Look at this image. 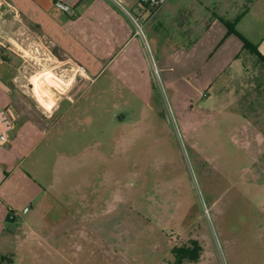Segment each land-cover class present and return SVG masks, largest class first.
<instances>
[{
    "label": "rangeland",
    "instance_id": "rangeland-1",
    "mask_svg": "<svg viewBox=\"0 0 264 264\" xmlns=\"http://www.w3.org/2000/svg\"><path fill=\"white\" fill-rule=\"evenodd\" d=\"M253 14L242 32L264 53V12ZM207 15L210 60L228 44ZM38 40L20 21L0 29L10 59L0 58V81L19 120L44 121L60 98L39 99V76L64 72ZM177 55L153 52L156 64L131 82L67 72L65 115L22 149L23 169L55 188L29 216V254L14 264H173L171 249L190 240L200 252L182 264H264V67L245 51L219 72Z\"/></svg>",
    "mask_w": 264,
    "mask_h": 264
},
{
    "label": "crops",
    "instance_id": "crops-1",
    "mask_svg": "<svg viewBox=\"0 0 264 264\" xmlns=\"http://www.w3.org/2000/svg\"><path fill=\"white\" fill-rule=\"evenodd\" d=\"M57 1L70 6L71 12L66 13L55 7L54 3ZM120 1L123 9L109 0H0V29L4 27L6 31L14 21L33 27L37 38L50 45L53 61L63 66L64 73L61 77L53 72L51 74L60 79L62 87L65 86L58 90L52 88L50 81L43 78L47 71L42 73L39 77H42L46 86L43 85L40 89L41 102L52 103L54 93L60 97L54 104L52 113L44 118L46 123L35 118L33 121H27L24 117L19 120L16 114L14 129L8 141L0 142V264H14L17 261L23 263L29 254V238L32 236L29 234L28 218L30 215H38L44 209L42 201L48 195L54 198L53 184L45 187L34 181L26 169H23L28 154L23 153L22 149L27 142L39 144V139H42L39 135H46L65 115V112L57 113L63 102L73 100L68 94L71 79L67 72L74 65L81 71L79 76L84 83L93 81L106 70L111 72V76L131 82L137 76L145 77L151 64H156L153 52L161 50L166 55L178 52L179 65L193 63L196 55L202 56L203 68L211 67L217 61L215 69L219 72L226 66L233 65L232 60H235L238 52L244 51L235 36L226 37L222 20L230 22L239 17L236 31L255 44L242 31L247 26H252L249 16L254 15L255 11L264 12V0H165L156 8L144 6L140 0ZM210 14L215 16L212 23L216 27L214 36L217 42L221 38L226 39L224 44H228V47L226 50V47L219 49L216 58L208 60L205 35L209 29L204 23L205 15ZM137 25L141 27L142 34L138 33ZM255 45L264 55L259 43ZM230 49H235L234 57L233 53H229ZM148 51H152L151 57L148 56ZM208 56H212L211 52ZM0 58L10 61L6 53H2L1 47ZM198 59L200 60L199 57ZM8 62L5 63L10 64ZM41 95L47 98L50 96L49 101L46 102ZM11 96V89L0 87V107L9 105ZM27 107L31 109L30 106ZM24 209L27 211L24 212ZM11 215L14 217L11 218ZM35 225L37 231L38 227H43L39 223ZM39 239L36 234L35 240Z\"/></svg>",
    "mask_w": 264,
    "mask_h": 264
},
{
    "label": "trees",
    "instance_id": "trees-1",
    "mask_svg": "<svg viewBox=\"0 0 264 264\" xmlns=\"http://www.w3.org/2000/svg\"><path fill=\"white\" fill-rule=\"evenodd\" d=\"M239 17L234 21L222 20V23L226 29V37L233 35L241 43L242 50L248 52L250 55L254 56L258 63L264 67V55H262L257 46L239 34L236 29V23ZM4 61L7 59L2 58ZM200 252L199 244L195 240H190L188 245H182L178 247H173L171 249V254L173 256V264H182L183 262H194L197 260L198 253Z\"/></svg>",
    "mask_w": 264,
    "mask_h": 264
},
{
    "label": "built area",
    "instance_id": "built-area-1",
    "mask_svg": "<svg viewBox=\"0 0 264 264\" xmlns=\"http://www.w3.org/2000/svg\"><path fill=\"white\" fill-rule=\"evenodd\" d=\"M109 1L116 7L123 9L120 0H109ZM164 1L165 0H140V3L150 8H156L159 7ZM54 6L66 13L71 12L70 6H68L67 4L61 1L55 2ZM137 28H138V33L142 34L141 27L137 25ZM15 120H16V112L10 104L0 107V142L1 143L8 141L10 133L14 129ZM26 211L27 209H24V212ZM10 217L13 218L14 215L13 216L11 215Z\"/></svg>",
    "mask_w": 264,
    "mask_h": 264
},
{
    "label": "bare ground",
    "instance_id": "bare-ground-1",
    "mask_svg": "<svg viewBox=\"0 0 264 264\" xmlns=\"http://www.w3.org/2000/svg\"><path fill=\"white\" fill-rule=\"evenodd\" d=\"M42 78V77H41ZM43 78H45V79H47L48 81H50V84H51V86H53L55 89H60L62 86H61V84L62 83H60L61 81H60V79L56 76V75H54V74H51V73H46V74H44V76H43ZM47 82V81H46ZM44 85V83H43V80L42 79H40V80H38V86H39V89H41L42 88V86ZM44 86H46V85H44ZM44 89V88H43ZM41 91V90H40ZM42 92V91H41ZM48 92V91H47ZM44 94V93H43ZM48 100H49V97H48ZM50 104H52L51 102H50Z\"/></svg>",
    "mask_w": 264,
    "mask_h": 264
},
{
    "label": "water",
    "instance_id": "water-1",
    "mask_svg": "<svg viewBox=\"0 0 264 264\" xmlns=\"http://www.w3.org/2000/svg\"><path fill=\"white\" fill-rule=\"evenodd\" d=\"M0 87L6 89V87L3 85L1 81H0Z\"/></svg>",
    "mask_w": 264,
    "mask_h": 264
}]
</instances>
